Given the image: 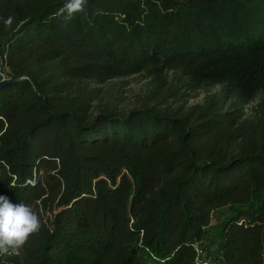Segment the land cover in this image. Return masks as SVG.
<instances>
[{
	"label": "trees",
	"instance_id": "obj_1",
	"mask_svg": "<svg viewBox=\"0 0 264 264\" xmlns=\"http://www.w3.org/2000/svg\"><path fill=\"white\" fill-rule=\"evenodd\" d=\"M64 3L0 0V195L42 222L0 264H264V0Z\"/></svg>",
	"mask_w": 264,
	"mask_h": 264
},
{
	"label": "clouds",
	"instance_id": "obj_2",
	"mask_svg": "<svg viewBox=\"0 0 264 264\" xmlns=\"http://www.w3.org/2000/svg\"><path fill=\"white\" fill-rule=\"evenodd\" d=\"M87 4L88 0H65L60 12L67 14L64 17L67 21L77 13H83ZM0 20L5 27L13 23L11 16ZM41 228L42 222L31 205L23 202L13 204L7 196L0 195V256L18 255L30 236Z\"/></svg>",
	"mask_w": 264,
	"mask_h": 264
},
{
	"label": "rangeland",
	"instance_id": "obj_3",
	"mask_svg": "<svg viewBox=\"0 0 264 264\" xmlns=\"http://www.w3.org/2000/svg\"><path fill=\"white\" fill-rule=\"evenodd\" d=\"M1 71H0V77H1ZM121 82H127L128 86L125 88H122L120 86ZM146 81L142 80L140 77H136V78H131V79H126V80H118L115 81L114 84L115 85V92L118 93L119 96H121V98L124 99V103L123 104H128L129 102H131L135 96H138L141 93V89L143 86H145ZM219 84L216 85H211L208 86V90L209 91H213L219 88ZM264 86V85H263ZM204 93H202V91H198L195 95V97L191 98L189 100V104H194V103H198L201 102L204 98ZM258 97H260V95H258ZM254 103H250L246 108L249 109L250 107H252ZM226 212V211H225ZM224 217V211H219V212H215L212 216V220H211V225H215L217 222H220V220ZM211 253H213V246L211 243H203V245H201V247H199L198 249V254L201 256V258H206V256L210 257ZM212 258V257H211Z\"/></svg>",
	"mask_w": 264,
	"mask_h": 264
},
{
	"label": "water",
	"instance_id": "obj_4",
	"mask_svg": "<svg viewBox=\"0 0 264 264\" xmlns=\"http://www.w3.org/2000/svg\"><path fill=\"white\" fill-rule=\"evenodd\" d=\"M14 81H11V80H7V79H3L0 81V88L5 86V85H9L11 83H13Z\"/></svg>",
	"mask_w": 264,
	"mask_h": 264
},
{
	"label": "built area",
	"instance_id": "obj_5",
	"mask_svg": "<svg viewBox=\"0 0 264 264\" xmlns=\"http://www.w3.org/2000/svg\"><path fill=\"white\" fill-rule=\"evenodd\" d=\"M1 77H3V75H1Z\"/></svg>",
	"mask_w": 264,
	"mask_h": 264
}]
</instances>
